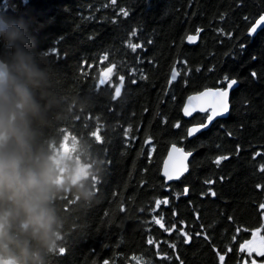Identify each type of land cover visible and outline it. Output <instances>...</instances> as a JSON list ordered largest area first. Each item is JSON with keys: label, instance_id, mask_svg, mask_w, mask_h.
I'll return each mask as SVG.
<instances>
[{"label": "trees", "instance_id": "trees-1", "mask_svg": "<svg viewBox=\"0 0 264 264\" xmlns=\"http://www.w3.org/2000/svg\"><path fill=\"white\" fill-rule=\"evenodd\" d=\"M0 11L27 23L45 52L54 72L49 147L84 169L95 192L76 210L64 197L68 220L49 264H152L147 241L159 227L148 214L168 197L179 220L199 214L204 228L187 264H217L215 248L219 264L243 262L242 244L254 231L264 238V29L250 34L264 0H0ZM231 79L240 86L230 116L190 140L189 125L203 120L182 118L186 98ZM122 135L152 138L156 153L127 148ZM174 143L194 157L169 192L160 171Z\"/></svg>", "mask_w": 264, "mask_h": 264}, {"label": "clouds", "instance_id": "clouds-1", "mask_svg": "<svg viewBox=\"0 0 264 264\" xmlns=\"http://www.w3.org/2000/svg\"><path fill=\"white\" fill-rule=\"evenodd\" d=\"M53 76L30 26L0 11V264H49L68 220L64 197L74 210L95 197L74 160L49 147Z\"/></svg>", "mask_w": 264, "mask_h": 264}, {"label": "flooded vegetation", "instance_id": "flooded-vegetation-1", "mask_svg": "<svg viewBox=\"0 0 264 264\" xmlns=\"http://www.w3.org/2000/svg\"><path fill=\"white\" fill-rule=\"evenodd\" d=\"M175 82H170L169 80L170 84L175 83ZM218 88L225 89L226 85L224 87H218ZM182 107H181V116L186 121H192L198 115H201L200 117H202V120H203L201 123H203L210 114V113L196 114L192 119L188 120L183 117ZM194 124H200V123H192L191 125H194ZM191 125H189V127ZM137 140L138 139H133V141H130L126 136L122 135V142L124 146H126L127 148L130 145L137 144V147L142 146L144 151L148 149L150 156L156 153L157 149L153 144L152 138H147L144 141L140 140L139 143H137ZM174 144H171L168 147L167 152L169 148ZM178 146L184 148V146H181V145H178ZM80 170H81V174L85 173L84 169H80ZM160 176H161V171H160ZM185 176H183L180 180L175 181L172 184L168 185L167 190L169 192H172L171 186L175 185L176 183L181 184L182 179ZM164 183H165V179H164ZM175 187H179V186H177L176 184ZM178 189L183 190L184 196H188L189 189L187 186H182V188H178ZM174 195H175V203L178 204L177 202L180 199L181 194H179L178 190H176V193H174ZM171 200L172 199L170 197L164 200H157L154 204L153 210H151V212L148 214L151 217L152 221L156 220V225L157 227H159V230L150 231L151 236H150V239H148L147 241L148 246L150 245L153 246L152 251H150L149 253L150 254L149 257L153 259L152 264H187L188 259H187V256H185L186 248L194 244L197 240H199V238L204 239V228H203V225L200 223L199 214H196L194 216L193 221H189L186 218L179 220L178 219L179 215H178L177 210L174 209L172 211L169 209L172 203ZM176 221H181L180 229L177 227V225H175V228L173 227L172 222H176ZM250 240L251 239L245 241L242 244V247L240 248L241 254L239 255V259H245V260L243 262H234L233 264H264V255L250 252V249L246 247V243H248ZM214 252L216 253L217 264H219L218 263L219 259L217 257L218 256L217 248H215Z\"/></svg>", "mask_w": 264, "mask_h": 264}, {"label": "water", "instance_id": "water-1", "mask_svg": "<svg viewBox=\"0 0 264 264\" xmlns=\"http://www.w3.org/2000/svg\"><path fill=\"white\" fill-rule=\"evenodd\" d=\"M259 18L257 20H259ZM263 29H264V24H261L257 27V31L251 34H258ZM202 32L203 31L201 30L198 34H193L188 36L187 44L191 46L197 45L200 42ZM189 37H192V39L189 40ZM178 77H179V70L175 67L171 72L170 82L176 81ZM231 80L227 81V84ZM236 81L237 83L233 85L232 88L230 89L227 88V84L225 89L211 87L208 89H204L200 92L193 93L186 98L182 109V114L183 117L188 120L192 119L196 114H207L208 112H210L211 115L214 109L217 110L219 109L222 99L228 105V111L223 115L215 116L211 122H209L206 119L203 123L191 125L187 130V135L190 140L208 131L218 120L227 119L230 116L232 111V93L240 86L239 81L238 80ZM223 90H226L228 92L227 97L221 98L218 95H216V93ZM186 110L188 114H186ZM204 124H207V127H201V125ZM193 128H199L200 130L194 132L192 135H189L188 134L189 130ZM193 157H194V152L186 151L183 147H180L177 144L172 145L167 152V155L163 161L162 169H161V174L166 179V182L171 183L178 181L183 176L188 174L190 171V163ZM169 177H171V179H169Z\"/></svg>", "mask_w": 264, "mask_h": 264}, {"label": "snow or ice", "instance_id": "snow-or-ice-1", "mask_svg": "<svg viewBox=\"0 0 264 264\" xmlns=\"http://www.w3.org/2000/svg\"><path fill=\"white\" fill-rule=\"evenodd\" d=\"M113 2H114V0H113ZM126 14H127V13H125V15H126ZM261 24H264V16H261V17L259 18V20H257V21L255 22V25L250 29V34H251V33H255V32L257 31V27H258L259 25H261ZM191 39H192V37H189V40H191ZM108 71L110 72L111 69L109 68ZM252 75L255 76L256 74L253 73ZM225 79H227V78H225ZM103 82H104V81L102 80L101 83H103ZM236 83H237L236 80H234V79L231 80V81L227 84V88H229V89L232 88V86L235 85ZM115 94H116L117 96H119V94H120V89H119V88L116 89V93H115ZM216 95H218V96L221 97V98H224V97H227L228 92H227L226 90H223V91H220V92L216 93ZM202 110H203V109H202ZM227 111H228V105H227V103L224 102L223 99H222L219 109H218V110H217V109H214L213 112H212V114L209 115V116L207 117V120H208L209 122H211L212 119H213L215 116L223 115V114L226 113ZM186 114H188V113H187V110H186ZM176 126L179 127V125H176ZM201 127H207V124L201 125ZM199 130H200L199 128H193V129H190L189 132H188V134H189V135H192L194 132H197V131H199ZM221 159H227V157H221V158L217 159V160H216V163L219 164ZM166 175H167V174H166ZM169 179H171V177H169ZM213 194H214V193H213ZM165 203H166V201H165ZM60 251L63 252V249H60ZM260 255H264V252H261ZM222 259H223V257H221V260H222Z\"/></svg>", "mask_w": 264, "mask_h": 264}, {"label": "rangeland", "instance_id": "rangeland-1", "mask_svg": "<svg viewBox=\"0 0 264 264\" xmlns=\"http://www.w3.org/2000/svg\"><path fill=\"white\" fill-rule=\"evenodd\" d=\"M109 77L108 74L105 75V80ZM78 173L81 174V170L78 169ZM246 247L250 249V252L260 254L264 252V238L259 235L258 231H254L251 240L246 243Z\"/></svg>", "mask_w": 264, "mask_h": 264}, {"label": "bare ground", "instance_id": "bare-ground-1", "mask_svg": "<svg viewBox=\"0 0 264 264\" xmlns=\"http://www.w3.org/2000/svg\"><path fill=\"white\" fill-rule=\"evenodd\" d=\"M179 75H180V73H179ZM178 78H179V77H178ZM177 80H178V79H177ZM177 80H176V81H177ZM174 82H175V81H174ZM207 89H208V88H207ZM222 89H223V88H222ZM208 113H210V112H208ZM209 115H210V114H209ZM187 136H188V135H187ZM165 180H166V179H165ZM166 183H167V182H166ZM171 183H173V182H171ZM167 184H170V183H167Z\"/></svg>", "mask_w": 264, "mask_h": 264}]
</instances>
